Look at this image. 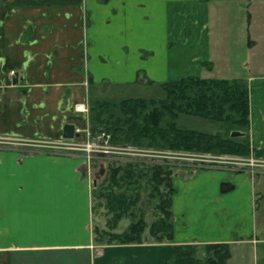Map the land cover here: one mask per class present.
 Instances as JSON below:
<instances>
[{"label":"crops","instance_id":"0c3cea01","mask_svg":"<svg viewBox=\"0 0 264 264\" xmlns=\"http://www.w3.org/2000/svg\"><path fill=\"white\" fill-rule=\"evenodd\" d=\"M208 1L228 0H0V264H174L177 243L261 240V180L208 166L174 176V210L218 215L207 230L219 235L183 236L188 224L180 221L174 242L100 243L87 154L14 142L64 139L66 123L91 128L92 103L116 102L112 96L129 85L213 78V71L257 82L246 85L250 120L264 126V0H231L245 16L236 28L243 46L227 41L220 19V28L209 30L210 19L221 15H209Z\"/></svg>","mask_w":264,"mask_h":264},{"label":"trees","instance_id":"16d2710c","mask_svg":"<svg viewBox=\"0 0 264 264\" xmlns=\"http://www.w3.org/2000/svg\"><path fill=\"white\" fill-rule=\"evenodd\" d=\"M166 97L163 99H147L144 97H128L119 103L113 101L96 100L92 103L91 130L94 134L105 131L111 134L110 144L126 146L128 142L141 144L150 140L160 145H167L172 150H187L199 153L213 154H248L250 146L247 142H239L231 137H224L218 133H210L196 129H182L177 126L176 119L180 113H188L213 120L233 121L241 125L249 124L250 91L238 79L207 78L189 75L177 80L167 81L164 84ZM116 109L120 111L117 112ZM232 111L234 114L229 113ZM236 115L238 118H234ZM124 143V144H123ZM151 145V144H150ZM133 159L125 165L111 168L109 185L106 193L98 196L107 200V207L115 215L108 222L111 231L96 228V240L104 242L107 234L108 243L132 244L144 242L143 233L147 221L142 217L133 222L122 233L113 232L120 219L141 198L143 179L152 171L148 184L153 186L156 193L161 195L159 209L163 216L151 225V233L156 240L162 242L173 240V209L172 191L160 190L166 183L171 187L172 169L168 165H154L150 171L144 173L145 167L133 164ZM120 187L116 192L113 187ZM132 190L134 195H129ZM98 192L97 188L93 191ZM155 192H152L155 194ZM154 196V195H152ZM210 257L206 264H226L231 257L229 243L206 244ZM197 244H177L174 247V264H201L198 257Z\"/></svg>","mask_w":264,"mask_h":264},{"label":"rangeland","instance_id":"374dc122","mask_svg":"<svg viewBox=\"0 0 264 264\" xmlns=\"http://www.w3.org/2000/svg\"><path fill=\"white\" fill-rule=\"evenodd\" d=\"M212 6V10L210 9L209 15L212 16V11L220 14L221 16L211 18L208 22L209 30H218L219 28L215 27V20L220 19L221 28L226 29L229 32V39L227 40L230 44L240 45L242 40L241 34H239V26L244 21V13L242 9L239 7V2L237 1H208ZM250 3V2H249ZM257 10H263L262 8ZM256 12V10H255ZM252 38L257 39L258 33L256 30V23L254 22L252 25ZM234 31V33L232 32ZM251 34V33H250ZM218 35L216 31L215 34H212V39ZM221 35L222 32H221ZM248 34L245 33V40H247ZM242 44V43H241ZM242 44V46L244 45ZM240 47V46H239ZM232 48V47H230ZM241 53L245 57H249V50L244 48V51ZM249 59V58H248ZM250 66L244 65L243 71L249 73ZM212 77H217V71H213L211 74ZM202 77V76H201ZM231 80V79H230ZM241 81V80H240ZM245 86L251 85L252 87L257 84L255 81L242 80L241 81ZM129 87V88H128ZM124 88L118 94L112 96L114 101L117 103L124 97L135 96V97H144L147 99H163L166 97V90L164 89V85L161 82H154L152 85L145 84H134L133 86L129 85ZM129 89V92H127ZM118 112L119 110L116 109ZM229 113L234 114L232 111ZM120 114V111H119ZM251 114V113H250ZM234 118H238L234 115ZM249 116V124L241 125L234 123L233 121H222V120H213L210 118L197 116L188 113H180L176 119L177 126L182 129H196L202 130L210 133H218L224 137H231V133L234 130H240L245 134L243 136L233 137L237 139L239 142H247L250 146V152L248 154H213V153H199L194 151L187 150H172L167 145H160L158 142L152 143L150 140L143 141L141 144H136L133 142H128L127 140H123L122 142H126V146H115L116 148H109L107 151H99L89 153L88 149L85 146L84 149L78 152H85L87 155L91 154L92 158L87 157L90 162L88 174L91 178V184L93 191L97 188L98 192L94 193L92 191V207H93V230L96 233V228L99 230L111 231L108 227V222L115 215L114 212H110L107 205V200L104 197L98 196L101 192L106 193V188L109 185V178L111 175V168L118 165H125L129 160L133 159V164H139L141 167H145L144 173L150 171L154 165L163 163L164 165L170 166L172 169L171 187H167L166 183L161 185L160 190L164 192L172 191V209H173V240L169 241L168 239L160 242V243H169L174 242L176 228H183V225H179L180 221H185L188 224L187 233L181 234L186 237L197 238L199 240L209 239L210 237H214L219 235V233H211L209 228H212L213 221H217L218 215L209 213L207 216H204V211L201 209H189L183 212V210H174L175 206V197L178 192L177 183L174 176L183 175L190 176L193 171H196L199 168L218 166L223 168L224 170L229 171L230 173H246L249 176L255 177L254 179L259 178L261 180V188L263 189L264 195V126L257 128L256 119L250 120ZM264 124V121H263ZM101 133V132H99ZM82 136V135H81ZM58 141V142H57ZM76 141V140H71ZM68 139L61 140H44V141H20L16 142V146L26 147L31 146V148H46L50 149V151L54 150H66L68 152L76 153L74 149H66L64 146H67L66 142H71ZM83 143V141H87L86 137L83 136L77 140ZM92 142H96L97 140L91 139ZM24 142V143H23ZM98 142V141H97ZM124 144V143H123ZM151 144V145H150ZM18 147V148H19ZM89 164V163H88ZM150 168V169H149ZM152 176V171L149 172L148 176H145L143 179L142 185L143 189L141 190V198L137 204L133 205L129 212L124 215L122 219H120L118 226L113 230V232L122 233L129 228V226L142 217L147 221V227L143 233L144 242H154L159 243L156 240L155 236L151 233V225L154 221L158 220L163 216L161 210L159 209V204L161 202V195L156 193L153 189V186L148 184L149 178ZM116 192H120V187H113ZM101 191V192H100ZM152 192H155L153 194ZM131 189L128 191L129 195H134ZM154 195V196H152ZM261 195V194H260ZM261 198V196H260ZM216 211V210H211ZM176 212L178 213L179 221L177 224L175 223ZM181 214H180V213ZM242 220H247V210L244 209L242 212ZM256 233L259 235L261 240L254 244H248L247 242L241 245H230L231 246V257L228 264H264V199L260 202V208L256 212ZM177 225V226H176ZM97 236V233H96ZM103 243H108L110 241L109 236L106 234L104 237ZM116 243V242H115ZM197 244L199 247L198 257L201 260V264H206L207 259L210 257L208 253L207 245L210 242H200V241H185L177 244ZM218 243V242H211ZM175 244V245H177ZM174 245V247H175ZM228 259V260H229ZM227 260V262H228Z\"/></svg>","mask_w":264,"mask_h":264},{"label":"built area","instance_id":"2783aa9c","mask_svg":"<svg viewBox=\"0 0 264 264\" xmlns=\"http://www.w3.org/2000/svg\"><path fill=\"white\" fill-rule=\"evenodd\" d=\"M16 73V70H11V74H15ZM77 109L78 110H84L86 112L89 111V108L88 106H86V104H80L77 106ZM78 131H80L82 133V136H77L73 139H68V140H76V141H71L70 143L66 142L67 146H64V148H68V149H71V150H75V151H80V150H86L84 149L85 146H88L86 147L89 151V153H93L94 152H99V151H107V150H110L111 148H116L115 146L111 145L110 144V140H111V134L105 132V131H102L101 133H97V134H94L91 130L90 127L88 128H85L83 130H80L78 129ZM85 136L87 141H83V143H81L80 141L78 142L77 140L81 137ZM91 139H95L97 140L96 142H92ZM65 140V139H64ZM58 142V141H57ZM110 148V149H109ZM87 157L89 158H92V155L89 154L87 155Z\"/></svg>","mask_w":264,"mask_h":264},{"label":"water","instance_id":"95a60500","mask_svg":"<svg viewBox=\"0 0 264 264\" xmlns=\"http://www.w3.org/2000/svg\"><path fill=\"white\" fill-rule=\"evenodd\" d=\"M245 133L240 131V130H234L231 133L232 137H236V136H243ZM79 135V133L77 132V128L74 124L72 123H66L64 126V132H63V136L66 139H72L75 136ZM232 186L229 183H225L224 184V189H230Z\"/></svg>","mask_w":264,"mask_h":264}]
</instances>
